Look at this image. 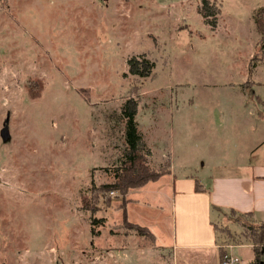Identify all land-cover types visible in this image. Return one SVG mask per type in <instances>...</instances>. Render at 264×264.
Masks as SVG:
<instances>
[{
  "label": "rangeland",
  "instance_id": "rangeland-1",
  "mask_svg": "<svg viewBox=\"0 0 264 264\" xmlns=\"http://www.w3.org/2000/svg\"><path fill=\"white\" fill-rule=\"evenodd\" d=\"M214 1L222 12L215 28L197 12L200 0L180 13L149 0H0V264H217L223 249L239 264L252 259L250 247L220 243L226 229H243L228 205L230 106L246 116L242 98L264 114L254 20L264 0ZM142 55L155 63L145 77L128 66ZM127 99L138 102L149 162L175 170L155 193L130 189L128 203L111 192L95 234L81 196L113 180ZM182 173L198 179L206 209L204 196H189L174 214L172 178ZM122 204L156 239L125 225ZM216 225L225 229L219 239ZM209 231L217 246L202 248L212 244Z\"/></svg>",
  "mask_w": 264,
  "mask_h": 264
},
{
  "label": "trees",
  "instance_id": "trees-1",
  "mask_svg": "<svg viewBox=\"0 0 264 264\" xmlns=\"http://www.w3.org/2000/svg\"><path fill=\"white\" fill-rule=\"evenodd\" d=\"M196 10L200 15H202L207 24L211 25L213 28L218 25V17L221 14V7L216 1L200 0ZM254 20L257 30L260 33V42H262L260 47L264 48V7L256 9ZM128 66L129 71L134 75L145 77L150 74L152 68L155 66V63L142 55L130 58L128 60ZM257 99L261 98L257 97ZM137 111L138 102L133 99H127L122 107L121 113L117 114L123 138V148L119 156L116 158L117 164L112 170L109 169L113 180L111 182L98 184L97 186H91L88 189L89 191L87 195L83 194L81 196L82 202L87 205L85 209L93 216L91 217L94 225L92 227V231L95 234L99 233V231L95 230L94 227L102 222V219L96 217V214L100 209V201L106 203V205L110 207L112 204L111 192H120V194L124 196L123 199H125V202L128 203L130 199L126 197V193L130 189L144 186L149 181L157 180L164 174L170 172V167L167 169L166 165L157 168L149 162L147 154L150 152V149L139 128L136 117ZM196 185H200L198 180H196ZM126 204H122L118 207L123 211L125 225L128 227H135L137 233L140 235L146 234L148 236H152L151 238L156 239V234L148 226L129 221ZM230 214L231 221L235 227H239L240 225L243 226V229L240 232L236 231L234 228H230L231 230L229 228L226 229L229 240L225 243H220L221 246L227 247L230 245L241 244H246L247 246L250 245L253 257L250 261L241 264H264L262 260L264 257V220H257L253 212L237 213L235 210L231 209ZM233 216L236 219L232 218ZM243 217L246 218V221ZM251 221L256 222L258 225H255V223ZM216 226L217 232L219 230H225L222 229L223 226ZM246 226H248L247 229ZM220 233L221 232L219 231L216 234L218 239L221 238ZM242 237H244V240L246 241H242ZM223 250L224 253L220 255V264H225L226 259L230 256L226 249Z\"/></svg>",
  "mask_w": 264,
  "mask_h": 264
},
{
  "label": "crops",
  "instance_id": "crops-1",
  "mask_svg": "<svg viewBox=\"0 0 264 264\" xmlns=\"http://www.w3.org/2000/svg\"><path fill=\"white\" fill-rule=\"evenodd\" d=\"M149 1L154 2L159 7L167 9L170 12L180 13L181 11H183L185 6L193 5V4L195 5L199 0H149ZM259 86L264 87V82L259 84ZM241 87L246 88V86L243 85ZM241 99L242 98H240L242 107L247 110L246 116L242 117L239 115V113L237 112L238 106H236V104L231 105L229 110L230 114L232 115V118L234 119L235 138H234L233 149L229 150L228 152V157H229L228 165L229 167L232 168V171L228 174L229 176H227L226 179H228L229 182L228 186L231 188V190L234 193V196L228 201V205L232 206L231 209L235 210L237 213L257 212V214H261L262 215L261 217L264 218V158L262 157L264 156V134H263L264 114L262 115V113H260V116H258L257 110H252L253 102L247 101L246 99H245L246 101L243 100L242 102ZM261 99L255 100L256 102L257 101L259 102L258 104L259 106H261L262 103ZM244 125L245 127H251V128H245L243 127ZM243 128H245V131H249L250 129L252 130L255 129L258 131V134L254 135V133L253 134L243 133V131L241 130ZM253 156H257L258 159L253 158ZM174 170L175 167L171 165V171L169 174H167V177L169 179H171V174L174 173ZM189 176H191V174L188 173L183 175L182 173L180 177L174 175V177L172 178V184L174 187L173 204H175L174 214L177 213L176 211L177 200H180L181 201L180 205L183 206L184 203H187V199L189 196H198V195L204 196L205 205H206L205 209L208 206V200H209L208 196L200 195L206 192L204 191L199 192L202 191L201 189L204 188L201 187V184L199 186L196 185V180L198 179L194 178L195 180H192L193 179L192 177H191L192 179L183 178ZM161 178L162 176L159 179L154 180V182L149 181L144 186H141L142 188L141 190L151 194L155 193L157 191L156 184ZM220 180L221 181L218 182L225 181L223 179ZM151 230L154 232L152 228ZM213 232L214 231H209V236L213 234ZM177 234H178V226L175 225L176 240H177ZM212 236H213L211 239L212 244H207V245L202 244L203 246H206L202 248H213V247L215 248L217 246V243L214 244L213 241V238L215 237V233ZM178 246L183 248V243L177 245V247ZM235 246L243 247L247 245L246 244L230 245L227 246L226 248L230 249ZM247 247H251V246H247ZM228 253L230 254V256H232L229 250Z\"/></svg>",
  "mask_w": 264,
  "mask_h": 264
},
{
  "label": "built area",
  "instance_id": "built-area-1",
  "mask_svg": "<svg viewBox=\"0 0 264 264\" xmlns=\"http://www.w3.org/2000/svg\"><path fill=\"white\" fill-rule=\"evenodd\" d=\"M238 261L239 259L237 257L229 256L226 259L225 264H236Z\"/></svg>",
  "mask_w": 264,
  "mask_h": 264
}]
</instances>
